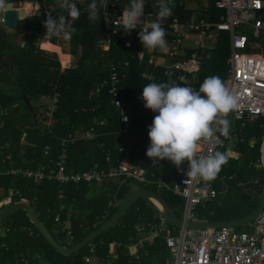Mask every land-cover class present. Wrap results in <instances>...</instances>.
I'll return each mask as SVG.
<instances>
[{
    "label": "trees",
    "instance_id": "16d2710c",
    "mask_svg": "<svg viewBox=\"0 0 264 264\" xmlns=\"http://www.w3.org/2000/svg\"><path fill=\"white\" fill-rule=\"evenodd\" d=\"M23 1L25 0H8V3L19 4ZM118 1L120 11L130 3V0ZM90 3L91 0H88V4ZM49 4L53 16L61 14L51 1ZM87 5L85 2L84 7L80 8V16L73 24L75 32L66 49L72 56L69 67L62 66L57 53L45 50L53 47L48 42L43 44L45 49L40 45L39 39L46 34L43 27L46 19L44 11H38L35 15L18 21L13 34L0 28V201L10 192L19 190L20 195L15 197L12 204L21 200L29 201L50 230L51 222L46 218L56 214L59 206L65 202L69 208L74 238L69 245L63 244L68 247L76 246L112 218L119 208L110 205L117 192L116 187H98L87 183L62 185L47 180L35 182L22 175L13 176L7 172L12 167L32 170L42 166L55 167L53 162L61 155L63 138L77 132L86 134L90 128L94 129L95 138L81 137L68 143L67 168L88 169L95 163L109 168L116 164L120 155L119 147L124 142L123 137L118 134L122 126L121 117L111 105L109 88L97 91L99 84L108 79V68L111 64L119 72V98L126 104L137 102L144 105L141 94L143 86L148 83H179L176 76L169 79L164 74L165 68L158 65L155 58L157 52L150 54L144 51L139 40L142 25L130 33L123 29H108L103 22L101 10L97 20L88 18ZM157 5L158 0H146V20L156 18ZM170 6H173V14L162 22L165 32L170 30L175 18L187 26L191 23L199 24L201 21L217 23L224 15L215 6V2L210 3L207 8L199 9L200 11L188 8L183 0H172ZM18 39H21L23 45ZM170 39L171 35L166 34L167 42ZM54 40L55 37L51 42L55 43ZM211 43L213 47L205 48L200 55L195 82L193 83L194 75H190L187 86L198 90L203 80L211 75L219 76L223 81L227 79V59L231 53L230 36L226 32H220ZM104 45H109V49H102ZM190 56L191 48L181 60ZM55 95H58V101L51 112L49 107L52 106ZM24 96L31 102V108L26 104ZM34 99L43 102L35 106ZM149 114L151 116L147 117ZM155 115L156 113L146 108L142 113L137 112L131 134L135 138L134 149L141 148L138 153L141 158L136 162L148 170L149 176L155 174L165 179V171L179 174L186 167V161L178 169L166 159L156 163L152 159L146 160L150 145L148 129ZM47 121L49 124H46ZM249 136L260 138L261 133L253 132ZM102 147L111 150L113 163L105 162L106 151ZM127 189L128 187L123 186L118 190L117 203H121L130 193ZM147 189L160 191L149 185ZM60 192H63L64 199H60ZM232 192L234 195L227 200L218 198L202 204L198 208V216L212 222L231 221L247 216L258 208L261 191L254 208L247 213L237 212L238 207L244 208L245 202H248L243 189L234 188ZM158 193L179 216L184 199L170 192ZM69 212L62 214L63 220L68 219ZM157 213L159 210L151 201L143 198L136 200L115 227L93 241L98 247L99 256L106 254L113 241H129L135 235V224L154 219ZM3 227H8V233L3 238L0 236V242L5 240L8 250L0 249V264H24L21 261L23 256L24 261H29L27 264H87L82 260V252L70 256L57 252L40 234L24 210L8 217ZM153 249L155 250H151Z\"/></svg>",
    "mask_w": 264,
    "mask_h": 264
},
{
    "label": "built area",
    "instance_id": "2783aa9c",
    "mask_svg": "<svg viewBox=\"0 0 264 264\" xmlns=\"http://www.w3.org/2000/svg\"><path fill=\"white\" fill-rule=\"evenodd\" d=\"M74 2L84 3V0H74ZM106 5L105 8L101 9L106 28L121 29V27L114 25V21L123 12L120 11L119 1L106 0ZM215 6L225 11V16L217 23L208 24L201 21L199 24L191 23L185 26L175 18L169 28L170 30L166 32V34L171 35L168 48L163 51L159 50L161 56L171 60L165 64H160L157 60V64L165 68L166 75L171 79L176 76L179 83L187 86L189 76L199 70V51L205 49L207 41H212L214 34L219 32L230 33L231 55L227 60L229 76L224 82L238 97V105L229 114L228 119H233L235 122L242 121L246 117L263 120V136L259 150L258 167L264 168V161L261 159L264 155V148H262L264 146V54L256 52L261 49L259 40L264 38V0H215ZM23 7L25 8V5ZM32 11L36 12L34 7H32ZM44 12L48 13L46 9ZM0 23H4L3 18L0 19ZM239 28L251 29L252 38L246 34H238L237 29ZM191 34L198 35L194 46L191 48V56L181 60L187 55L189 48L185 47L184 43ZM58 39H62V37ZM102 49L108 50L109 45L102 46ZM119 85V72L117 67L111 64L108 68V79L99 84L97 91L105 87L109 88L111 105L122 117L121 133L128 138L133 115L143 109L142 106L136 109L132 103L124 104L119 98ZM57 101L58 95H55L50 107L52 110L55 109ZM234 128V126H230L229 137ZM217 137L216 143L212 146L207 142H202L197 155L219 151L225 145V140L228 137L220 136L219 133H217ZM77 139L78 137H70L65 143H73ZM128 144L121 149L122 154L117 166L108 171L95 166L83 173L70 175L67 173L65 156H63L56 161L55 170H51L50 173L44 168L32 170L13 167L7 173L22 175L37 181L56 180L63 184L84 182L101 184L107 180L120 179L122 183L134 181L142 185H154L158 188L168 189L185 200V222L194 221V210L198 205L217 198L219 194L217 189L203 180L195 179L185 183L188 179L185 174L188 162L174 185L168 184V181L165 180L149 177L147 169L132 162L130 139H128ZM11 203L12 198L8 197L0 204V208L9 206ZM54 223L61 225L60 214L55 215ZM62 228L63 232L67 231L68 237L72 238L69 228ZM135 229L141 236L131 242L129 248L137 258L140 257L139 252L144 247L154 245L161 234L165 233L166 246L172 257L169 264H264V209L257 218L252 232L239 231L230 226L203 229L185 227L181 229L178 235H174L165 228L164 219L159 225L137 224ZM113 245L117 246L118 244L114 242ZM94 252L95 248L91 246L90 253L94 254ZM83 261L90 264L91 256L86 255ZM25 263L27 264V261Z\"/></svg>",
    "mask_w": 264,
    "mask_h": 264
},
{
    "label": "clouds",
    "instance_id": "9594fccd",
    "mask_svg": "<svg viewBox=\"0 0 264 264\" xmlns=\"http://www.w3.org/2000/svg\"><path fill=\"white\" fill-rule=\"evenodd\" d=\"M145 3L146 0H130L114 25L126 33L142 25L139 40L143 48L166 50L168 42L162 22L173 14L172 0H158V11L152 21L145 19ZM56 5L62 12L58 16L51 12L46 14L43 24L46 34L39 39L42 44L53 37L70 40L75 32L73 24L80 16L77 4L74 0H56ZM106 6V0H91L86 8L88 18L97 20L100 10ZM10 7L8 0H0V10H10ZM142 99L144 107L156 113L148 129L150 145L146 155L154 163L166 159L178 169L187 161L185 183L195 179L215 180L228 163V154L210 151L197 155V152L202 142L214 145L217 133L229 137L231 120L228 116L238 105L236 94L219 76L211 75L203 80L198 90L174 81L148 83L143 86ZM261 159L264 161V155Z\"/></svg>",
    "mask_w": 264,
    "mask_h": 264
},
{
    "label": "crops",
    "instance_id": "0c3cea01",
    "mask_svg": "<svg viewBox=\"0 0 264 264\" xmlns=\"http://www.w3.org/2000/svg\"><path fill=\"white\" fill-rule=\"evenodd\" d=\"M26 1L29 2V4H27V5H30V8H31L29 10V13L31 14L30 17H31V16L35 15L38 12V11H36V12L32 11V7L35 8L36 3L39 2V1H34L33 2L32 0H25V1L21 2V3H19V4H17V3H13V4H14V7L20 9V8H22L25 5L24 3ZM195 1L197 3H199V6H200L199 9H201V10L203 8H207L210 3L215 2V0H207V4L203 5V0H195ZM84 2H86V0H84ZM75 3L77 4V2H75ZM191 9H195V8L191 7ZM46 10H47V12H51L50 11L51 9H46ZM3 11H5V10H3ZM221 11L224 12V15L221 16L220 20L222 19L223 16H225V11L224 10H221ZM180 23L182 24V22H180ZM243 30H244V33H241V34H246L250 38H252V34H251L252 30L251 29H249V30L243 29ZM226 33H228V32H226ZM218 34H216L215 37H217ZM228 34L230 36V44H231V35H230V33H228ZM52 39L49 40V42H48V44L51 47L53 46L52 48H46L45 49V48H43V44L40 42L41 47L43 49H45V50L50 51V52L57 53L58 56H59V59L61 61L62 66L63 67H69L72 64V56L68 53V50H66L67 47L66 46H62V44H60L62 41H66L68 43L69 40H64L63 38L62 39H58V38L55 37V39H56V40H54L55 43H52L51 42ZM62 43H64V42H62ZM55 47L58 48V49H56V50L53 49ZM262 49L263 48L261 46V50ZM144 51H147L150 54H153V52H158L159 53V50L158 51H154V49H151V50L150 49H144ZM260 53L264 54V52H260ZM230 55H231V53H230ZM142 57H143V53L140 54V58H142ZM155 58L159 61V58H157V56H155ZM164 74L166 75V70H165ZM166 76L169 79H171L168 75H166ZM228 76H229V65H228ZM194 82H195V78H193V83ZM188 83L189 82H187L186 84L188 85ZM141 97H142V94H141ZM131 103H132L133 106L136 107V109H138L139 107L142 106L143 110L138 111V112L142 113L144 111L145 107H144V105L142 103H137V102H131ZM124 104H126V103H124ZM50 111L52 112V110H50ZM51 112H49V113H51ZM136 114H137V112L132 117V122H131V126H130V129H129L128 138L126 136H124V134L121 133L123 123H122V126L120 127V130L118 131V134L123 137L124 142L121 145V147H119L118 151H119L120 155H119V158H118L116 164H112L109 168L101 167L100 164H98V163H95L92 167H90L88 169L69 170L67 168V160H68L67 145H68V142L65 143V141H68V139L70 137H78V139H80L81 137H86L87 139H93V138H95V132H94L93 128H90L89 131L86 134H82L81 132H77V133L72 134V135L70 134L66 138H63V140H62V146L63 147H62V152H61V155H60L59 158L65 156V166H66L67 173L70 174V175H72V174H80V173H83L84 171H88V170L93 169L95 166H98L99 169L108 171L109 169L113 168L114 166H117V164H118V162L120 160L121 154H122L121 153V149L124 146L129 145L128 144V139L131 140V144H132V147L130 148L132 162L134 164H136V165L144 167L140 163L136 162L137 159L141 158V155L138 154L139 150L141 148L138 147L139 149H134L135 138L131 134V129H132L131 127H132V123H133V120H134V116ZM148 116H151V114L147 115V117ZM120 117H121V115H120ZM121 122H122V117H121ZM46 124H49L48 121H47ZM234 127L235 128L233 129V131L231 133V136L228 137V139H229L228 140L229 141L228 144H227V138H226L225 145L219 149V151L226 152L228 154V163L225 164L222 167L221 171L218 173V175H217L215 180L209 181L207 183L212 185L219 192L217 198H215V199L222 198L223 196H225V197L228 196L227 198H230V197H232L234 195V192H232L234 188L235 189H243L244 197L246 198V200H248V202H245L244 208L238 207L237 208V212H239V213H247V212L251 211L252 208H254V205L257 203L256 202V201H258L257 196L259 195L260 191L262 193H261L260 198H259V206H260V204L262 202V198H263L264 182L262 181V177H261L262 172H260V171L264 170V168L258 167V160H259V155H260L259 150H260L261 139H262V136H263V120L262 119H251L250 117H246L242 121L235 122V126ZM259 131L261 133V137L260 138H258L256 136H252V137L249 136L251 133H253V132L256 133V132H259ZM102 148L105 149V151H106V160H105V162L108 163V164L113 163V157H112L111 150L108 149L107 147H102ZM9 158H10V156H9ZM146 160L150 161L151 159L147 156ZM56 161H54L53 164H55ZM186 164H187V161H186ZM49 167L50 166H42L39 169L44 168V169H46V171L48 173H50L51 170H55V167H51V168H49ZM39 169H37V170H39ZM184 169L182 170V172L184 171ZM182 172L179 173V174H172L169 171H165L163 173L164 176H165V179L159 178L155 174H150L149 177L154 178V179H158V180H163V181L165 180V181H168V184L174 185L179 180V177L182 174ZM258 174H260V177H258V178L255 177ZM0 175H1V173H0ZM13 176H16V175H13ZM24 178H26V177H24ZM170 178H171V180H169ZM26 179H29V178H26ZM32 180H34L35 182H40V181H37L35 179H32ZM46 180L47 181H56V180H49V179H44V180H41V181H46ZM56 182H58V181H56ZM133 182L134 181H129L128 183H122V181L120 179H112V180H107V181H105V182H103L101 184L100 183H87V184H92V185H96V186L98 185V187L113 186V187H116L115 189L118 192V190H120L123 186L130 187ZM58 183H60L62 185H67V184H63L61 182H58ZM68 184H74V183H68ZM75 185H78V184H75ZM147 186L148 185L139 184V186L133 188L130 191V193L132 191L138 189V188H146L147 189ZM149 186L158 188L157 186H154V185H149ZM158 189H160L162 191H165V192H170L174 196L180 197V196H178L177 194H175L174 192H172V191H170L168 189H164V188H158ZM148 190H150V189H148ZM151 191H154V190H151ZM117 192H115L116 194H114L113 197H112V201L110 202L111 206H120L121 203L123 202V201L121 203H117L116 202L117 201V194H118ZM19 195H20V191L19 190L12 191V192H10V194L5 199L0 201V204L3 203L8 197L12 198V203H13V200L15 199V197H17ZM59 197H60V199H64L63 192H60ZM180 198H182V197H180ZM227 198L225 200H227ZM143 199H145V198H143ZM21 201H27V200H21ZM21 201H19V202H21ZM210 201H213V200L205 201L202 204H204L206 202H210ZM19 202H17V203H19ZM27 202H29V201H27ZM12 203H11V205H13ZM202 204L198 205L196 207V209L194 210V219H193L194 221L193 222H197V221L212 222V221L207 220V219H202V218H200L198 216V208L200 206H203ZM62 206H63V208H62ZM259 206H258V208H259ZM3 207H5V206H3ZM2 208H0V212L2 211L1 210ZM184 209H185V200H184L183 206L179 209V216L176 214V212L173 209L172 210L174 211V213L179 218L184 220ZM257 209H255L253 212L251 211L247 216H249L252 213H254ZM65 211L69 212V208H68V205L65 202H63L59 206V211L56 213V214H60L61 215V225H55V223H54V217H55L56 214L52 215L51 218H49V219L46 218L47 221L51 222L50 227L53 228L55 234L53 233V231H51V230L50 231L52 232L54 237L55 236L58 237V239H56V240L57 241L59 240L60 242H62V245L65 244L64 242L72 243L73 240H74L73 233H72V230H71V220L69 218L70 217V212L68 213V219L63 220V218H62V214ZM247 216H244V217H247ZM244 217H241V218H244ZM241 218H239V219H241ZM257 218L246 225V226H248V230H241V229H239L237 227H234V228H236L239 231L252 232V231H254V227H255ZM162 219L165 220V228L170 230L174 235H178L180 233L181 229L185 228V227H177V226L169 223L160 210H159V213H157L155 215L154 219H149V220H147L145 222H139L137 224L142 223V224H146V225H149V224L159 225L160 222L162 221ZM234 220H238V219H234ZM231 221H233V220H231ZM217 222H228V221H217ZM212 223H215V222H212ZM137 224H135V226H134L135 235L133 237H131V239L129 241H127V242H122V241H118V240L113 241L110 244V247H109L108 251L106 252V254L104 256H102V257L99 256L98 247H97V245L95 243L91 242V243L87 244L83 248V249H86V252L83 253L82 260H84V257L86 255H89V256H91V263L90 264H142L143 262H148V261L150 262V264H169L172 261V257H171V253H170L169 249L166 246L165 233L161 234V236L156 240V243L154 245H147L146 247H144L141 250V252H139V256H140L139 258H137V256L133 252H131V250L129 248V244L131 242H134L138 237L141 236V235H139L136 232L135 227H136ZM3 225H4V223L0 227V236L2 238L4 236H6L7 233H8V227H3ZM62 227L69 228V231L71 232L72 238L68 237L67 231L63 232V230H62L63 228ZM28 231L33 234V232L30 229H28ZM114 242H116L118 245L114 246L113 245ZM91 246H93L95 248L94 254L90 253ZM66 247H68V246H66ZM2 248H6L8 250V246L6 245L5 240L0 242V249H2ZM152 248H155V250L154 249L151 250ZM83 249H81V251ZM81 251H79V252H81ZM24 259H25L24 256L21 257V261L24 262V264H26L25 261H27V263L29 262L28 260L24 261Z\"/></svg>",
    "mask_w": 264,
    "mask_h": 264
},
{
    "label": "water",
    "instance_id": "95a60500",
    "mask_svg": "<svg viewBox=\"0 0 264 264\" xmlns=\"http://www.w3.org/2000/svg\"><path fill=\"white\" fill-rule=\"evenodd\" d=\"M53 5L59 9L61 12L62 10L57 7L56 0H52ZM11 7L10 10L4 11V23L3 25L7 27L8 29L15 31L17 27L18 21L24 20L28 17H30V13L26 11L24 7L18 9L14 7V4L9 2L8 3ZM25 5L29 4L28 1L24 3ZM36 8L38 10L41 9V4L39 2L36 3ZM37 10V11H38ZM67 15V13H64ZM154 51H158V49H154ZM201 51H199V54ZM194 78L196 76L194 75ZM26 104L31 108V102L29 101L27 96H24ZM145 198L150 200L152 203H154V200H157L160 203L161 207H158L155 203L154 205L157 206V208L162 212V214L165 216L167 221L177 227H186L191 229H203V228H220L223 226H230V227H243L255 220L263 211L264 209V192H263V198L262 202L259 206V208L252 213L251 215L228 222H208V221H197V222H185L183 219L179 218L170 205L163 199V197L155 192L148 190L146 188H138L131 193L127 195V197L123 200L121 205L119 206L116 213L112 216V218L107 221L104 225H102L98 230L92 232L90 235H88L84 240H82L79 244L73 247H66L60 244L56 238L53 236L50 229L41 221L38 214L33 210L29 202L27 201H21L19 203H15L13 205H9L4 210L0 212V227L5 222V220L11 216L13 213L24 210L27 213V216L29 217L30 221L34 224V226L38 229L40 234L46 239V241L59 253L65 256H70L78 253L83 249L87 244L93 242L98 236L106 232L107 230L115 227L120 219L124 216V214L130 209L132 204L140 199ZM68 264V263H67Z\"/></svg>",
    "mask_w": 264,
    "mask_h": 264
},
{
    "label": "rangeland",
    "instance_id": "374dc122",
    "mask_svg": "<svg viewBox=\"0 0 264 264\" xmlns=\"http://www.w3.org/2000/svg\"><path fill=\"white\" fill-rule=\"evenodd\" d=\"M32 1L33 2L34 1H39L41 3V9L40 10H38L36 8V6H35V10L36 11L38 10V11H42L43 12L45 9H50L51 8V5L49 4V2L50 1L52 2V0H32ZM183 2H185L186 6L188 8H190V9H191V7L192 8H195L193 10H199V8H200L199 3H197L195 0H183ZM84 4H85V2L84 3H77V6L80 9V8L84 7ZM87 4H88V0H86V5ZM206 4H207V0H203V5H206ZM3 17H4V11L3 10H0V18H3ZM148 21H152V19H148ZM0 28H4L6 30V32L9 33V34H13L14 33V31H12V30L8 29L7 27H5L2 23H0ZM246 30H248V29H246ZM237 33L238 34L244 33V30L242 28H239V29H237ZM215 36H216V34H214V37L211 39L212 41L215 40V38H216ZM197 37H198L197 34H191L189 36V38L185 41L184 46L185 47H188V48H192L194 46V42H195V39ZM212 41H210L208 44H206L204 48H209V49L212 48L213 47V44L211 43ZM259 41H260V45L262 46L263 49L262 50L259 49L256 52H259V53L260 52H264V38L260 39ZM18 42H22L21 39H18ZM62 42H64V43H62ZM62 42L60 44H62V46H66L68 48L69 42L68 43L66 41H62ZM22 45H23V42H22ZM157 58H159V63L160 64L169 63V60H171V59L168 60L166 57L161 56V54L158 53V52H157ZM42 102H43V100H35V99L33 100V103H34L35 106L38 105V104H40V103H42ZM49 109L52 110L51 108H49ZM233 121L234 120L232 119L231 120V126H235V121L234 122ZM228 140L229 139L227 138V144L229 142ZM260 172H262L261 177H262V181L264 182V170H261ZM255 177H257V178L260 177V174L256 175ZM138 186H139V184H137L136 182H133L131 184V186L128 187L127 190H128V192H130L133 188L138 187ZM160 191H162V190H160ZM160 191L158 190V192H160ZM227 197L223 196L222 197V200H225ZM239 229H241V230H248V226H244V227H241ZM51 230L55 234L53 228H51ZM64 243L66 245H69L70 244L68 242H64ZM81 252H82V254L85 253L86 252V249H83Z\"/></svg>",
    "mask_w": 264,
    "mask_h": 264
},
{
    "label": "bare ground",
    "instance_id": "6f19581e",
    "mask_svg": "<svg viewBox=\"0 0 264 264\" xmlns=\"http://www.w3.org/2000/svg\"><path fill=\"white\" fill-rule=\"evenodd\" d=\"M22 6V5H21ZM25 9H26V11H28L29 12V10L31 9L30 8V5H25ZM28 9V10H27ZM154 203L158 206V207H161L160 206V203L157 201V200H154Z\"/></svg>",
    "mask_w": 264,
    "mask_h": 264
}]
</instances>
